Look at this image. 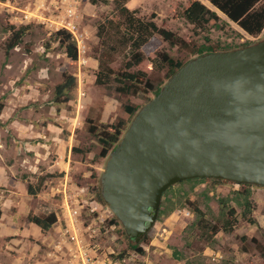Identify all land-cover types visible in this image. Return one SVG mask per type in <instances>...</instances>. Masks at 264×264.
<instances>
[{
  "label": "rangeland",
  "instance_id": "rangeland-1",
  "mask_svg": "<svg viewBox=\"0 0 264 264\" xmlns=\"http://www.w3.org/2000/svg\"><path fill=\"white\" fill-rule=\"evenodd\" d=\"M191 1L128 0L127 6L145 20L155 13V23L175 34L176 45L156 35L153 50L183 62L201 47L236 48L264 37V31L258 37L246 34L209 0L200 1L222 21L218 27L195 28L184 18ZM108 2L0 0V264H264L262 187L212 179L175 185L164 194L154 227L137 245L141 251L132 249L121 223L99 197L109 156H100L102 146L90 127L123 121L126 132L154 97L146 91L121 94L114 82L96 84L102 59L112 68L131 59L123 37L108 23L118 19L115 0ZM9 24L29 27V32L6 59ZM61 29L78 44L79 69L75 87L58 97L57 86L71 73L70 60L59 44L50 49L46 44ZM150 67L147 60L143 69ZM127 106L138 109L134 116ZM41 181L32 196L29 186ZM231 208L239 219L234 232L211 235L207 227L221 229ZM246 212L257 225L242 217ZM30 215H55L57 223L43 232ZM122 253L127 256L119 261Z\"/></svg>",
  "mask_w": 264,
  "mask_h": 264
},
{
  "label": "water",
  "instance_id": "water-1",
  "mask_svg": "<svg viewBox=\"0 0 264 264\" xmlns=\"http://www.w3.org/2000/svg\"><path fill=\"white\" fill-rule=\"evenodd\" d=\"M195 179L264 188V37L185 63L110 153L101 196L137 246L164 194Z\"/></svg>",
  "mask_w": 264,
  "mask_h": 264
},
{
  "label": "trees",
  "instance_id": "trees-1",
  "mask_svg": "<svg viewBox=\"0 0 264 264\" xmlns=\"http://www.w3.org/2000/svg\"><path fill=\"white\" fill-rule=\"evenodd\" d=\"M92 3L108 4V0H91ZM210 3L225 15L229 21L237 24L246 34L252 37L260 36L264 31V0H209ZM128 0H115L118 19L110 20L111 25L124 39L126 45L130 48L131 59L120 68H112L110 64L102 59L99 69L96 73V84L98 86L110 85L112 82L117 84L116 90L124 95H136L140 91H146L158 95L165 83L187 62L175 60L165 52H157L152 48L155 36L159 35L165 41L176 45L174 42L175 34L169 30L158 27L154 19L157 17L155 13L151 15L149 20H145L138 16V10H131L127 6ZM184 18L195 28L210 25L218 27L221 17L217 12L211 10L200 0L189 2L184 11ZM10 36L5 43V57L8 59L11 52L20 47L24 38L28 35L29 27H16L9 24ZM103 31V28H102ZM105 40V39H104ZM206 43L210 42L209 38H205ZM52 43H57L61 48L65 49L67 58L70 60L71 73L65 81L57 86L58 97H62L69 93L76 85V74L79 69V48L78 44L72 35L66 29L57 31L50 37L46 47L51 48ZM252 44L247 43L236 48H225L214 50L212 46L198 48L195 52V57L221 51H229L238 49ZM107 55V54H106ZM104 55V57L106 56ZM108 56V55H107ZM149 61L151 67L146 70L143 66L146 61ZM190 61V60H189ZM138 68L136 72H132L133 68ZM163 74V80H160L159 75ZM142 89V90H141ZM1 109V108H0ZM137 108L127 106L126 111L130 116H134ZM1 111V110H0ZM126 123L119 121L113 124L96 123V126H91L89 132L95 136L99 144L102 146L101 157L107 158L110 153L116 148L121 141L125 132ZM78 152V150L73 149ZM210 180V179H205ZM215 182L229 183L226 180H215ZM43 182L37 186H29V193L36 196ZM99 197L101 193L99 192ZM190 207L203 218L205 214L200 210L198 205L190 201ZM244 219H247L252 225H257L255 219L249 216V212L242 214ZM29 221L39 227L43 232H48L54 224L57 223L55 215L42 218L39 216H29ZM239 219L235 209H229L228 219L225 220L222 228L206 226L211 231V235H216L220 230L226 233H233ZM125 234V233H124ZM133 250L141 251L139 246H132ZM127 256L126 253L119 254L116 259L122 261Z\"/></svg>",
  "mask_w": 264,
  "mask_h": 264
},
{
  "label": "crops",
  "instance_id": "crops-1",
  "mask_svg": "<svg viewBox=\"0 0 264 264\" xmlns=\"http://www.w3.org/2000/svg\"><path fill=\"white\" fill-rule=\"evenodd\" d=\"M210 2V1H209ZM203 3V2H202ZM204 4V3H203ZM206 5V4H205ZM207 6V5H206ZM213 6V5H212ZM212 10V9H211ZM216 12V11H215ZM219 15V14H218Z\"/></svg>",
  "mask_w": 264,
  "mask_h": 264
},
{
  "label": "built area",
  "instance_id": "built-area-1",
  "mask_svg": "<svg viewBox=\"0 0 264 264\" xmlns=\"http://www.w3.org/2000/svg\"><path fill=\"white\" fill-rule=\"evenodd\" d=\"M77 212L75 211L74 214H76Z\"/></svg>",
  "mask_w": 264,
  "mask_h": 264
}]
</instances>
